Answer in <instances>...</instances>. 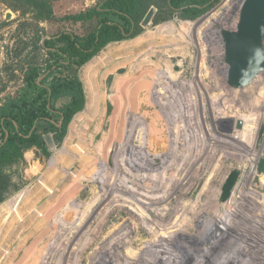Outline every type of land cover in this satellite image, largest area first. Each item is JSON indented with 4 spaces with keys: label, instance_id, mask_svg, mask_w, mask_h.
Returning <instances> with one entry per match:
<instances>
[{
    "label": "rangeland",
    "instance_id": "obj_1",
    "mask_svg": "<svg viewBox=\"0 0 264 264\" xmlns=\"http://www.w3.org/2000/svg\"><path fill=\"white\" fill-rule=\"evenodd\" d=\"M50 1L61 17L99 0ZM235 2L211 0L193 18L151 6L136 36L106 44L75 72L85 102L62 141L56 143L55 132L41 122L48 153L33 147L1 168L9 180L0 183V264H207L209 247L217 252L225 237L244 245L235 217L225 230L230 214L224 212L235 210L238 201L232 197L221 205L218 190L239 164L237 181L243 184L248 176L251 182L256 167L254 178L263 182L264 148L252 174L233 155L237 143L229 140L241 129L239 114L249 115L252 104L245 97L252 92L242 96L243 87L227 85L223 44L211 30L234 28ZM96 21L40 20L0 2V104L19 94L31 68L43 65V37L62 30L84 35ZM175 92L178 98L163 107ZM162 108L168 114L163 128ZM262 144L264 120L256 136L260 153ZM166 170L173 176L161 178L160 185L145 181L148 172ZM139 182L140 190L163 188L152 196L162 203L150 207L141 196L129 195V185L139 188ZM13 198L19 200L16 211L8 208ZM63 208L69 210L66 220L57 216ZM245 213L255 219L254 211ZM221 214L210 240L197 242L193 236ZM61 222L71 230L60 228Z\"/></svg>",
    "mask_w": 264,
    "mask_h": 264
},
{
    "label": "trees",
    "instance_id": "obj_2",
    "mask_svg": "<svg viewBox=\"0 0 264 264\" xmlns=\"http://www.w3.org/2000/svg\"><path fill=\"white\" fill-rule=\"evenodd\" d=\"M0 2L12 11L32 13L40 20H97L94 29L84 35L62 30L43 37V65L31 68L19 94L0 104V183L9 180L1 168L19 162L25 151L37 147L48 153L38 131L41 122L55 132L56 143L62 141L73 115L85 102L82 83L75 72L102 47L136 36L151 6L193 18L211 4V0H99L89 9L57 17L50 0ZM66 95L70 97L68 103L57 106V101Z\"/></svg>",
    "mask_w": 264,
    "mask_h": 264
},
{
    "label": "bare ground",
    "instance_id": "obj_3",
    "mask_svg": "<svg viewBox=\"0 0 264 264\" xmlns=\"http://www.w3.org/2000/svg\"><path fill=\"white\" fill-rule=\"evenodd\" d=\"M234 1V0H233ZM224 19H225V17H224ZM226 22V21H225ZM224 24V23H223ZM224 26V25H223ZM221 28H223V27H221ZM224 29H226V28H224ZM211 30H212V32H213V36H216V38L219 40V42L221 41V38H220V32H219V30L220 29H216V28H211ZM214 41L216 42V40L214 39ZM219 46V45H218ZM220 50V49H219ZM222 52H223V47H222ZM190 85V84H189ZM245 88V89H244ZM239 91V94H241L242 96H244V94L246 93V92H252V94H251V97H249V96H247V97H245L246 99H250V101H251V104H252V107H251V110H250V112H249V115H247V114H244V113H240L239 114V117H238V120H240L241 122H242V124H241V129L240 130H238V131H234V134H233V136H231V139L229 140V142L230 141H232V142H236L237 143V146H236V148L234 149L233 148V155H234V157H237L239 160L241 159V161H243V162H245V165L247 166V167H250L251 168V174L253 173V170H254V167H255V162H256V160H257V158H258V156H259V154H260V152L257 150V147H256V136H257V133H258V131H259V128H260V125H261V123H262V121L264 120V70L262 71V72H260L259 74H257L252 80H251V82L250 83H248V85H245V86H243V88L242 89H240V90H238ZM246 96V95H245ZM178 98V96H177V94H176V92L171 96V99H166L165 100V102L163 103V107H165L166 106V104L169 102V101H171L172 99H174V98ZM188 100V99H187ZM190 101V100H189ZM249 101V100H248ZM249 101V102H250ZM168 115V114H167ZM167 115L164 113V108H162L161 109V111L158 113V120L160 121V123H162L161 125H162V128L164 127V125L166 124V118H167ZM167 125V124H166ZM168 126V125H167ZM160 128V127H159ZM161 128V129H162ZM166 130V129H165ZM160 133V132H159ZM162 133V132H161ZM201 145V144H200ZM226 145V144H225ZM193 160V159H192ZM241 167H242V165L241 164H239V166H238V168L236 167V168H234V169H232V170H235V171H237V173H238V175L241 173ZM232 170H230V172L232 171ZM230 172H228L227 174H226V176H225V178H224V180L226 179V177H227V175H229V173ZM255 174H256V168H255ZM255 174H254V176H255ZM156 175L158 176V178H156ZM185 175V174H184ZM173 175H170V174H168V170H166V171H164L161 175H159V174H155V173H152V172H148L147 173V175H145V181H148L149 183L150 182H157L158 183V185H160V179L161 178H165L166 180H169V179H171V177H172ZM178 178V177H177ZM125 181H126V178H125V176H124V178H123ZM238 179V178H237ZM166 180H165V182H166ZM177 180V179H176ZM124 182V181H123ZM157 183H155L154 185H156ZM170 183V182H169ZM170 184H172V183H170ZM235 184H237L238 185V181L236 180V182H235ZM140 187L138 188V187H134L133 185H129V189H128V194L129 195H137V196H141V198L143 199V200H145L146 202H147V204H149L150 205V207H151V205L153 206L154 204H157L156 203V201L158 200H154V199H152V198H154V197H152V196H154L155 194H157V193H154V190L151 192V189L149 190V189H146V187L144 188L145 190H148V191H144V190H140V188L141 189H143V184H141L140 182H139V184H138ZM236 185V186H237ZM167 186V185H166ZM150 187V186H149ZM128 188V187H127ZM154 188V187H153ZM239 188H240V186H239ZM238 190V189H237ZM156 191V190H155ZM161 191H163V188L159 191V193L158 194H161L160 192ZM108 192H111L110 190L108 191ZM218 192H219V194H218V199L219 200H221L220 199V195H221V190L219 189L218 190ZM112 193V192H111ZM237 191L236 192H234L233 194L234 195H232L233 196V198H235L236 199V196H237ZM165 194V193H164ZM253 194H255V195H257V193L255 192V193H253ZM166 195V194H165ZM251 196H253L252 194H251ZM156 197L158 198V196H155V199H156ZM161 198H162V195H161ZM160 197H159V199H161ZM231 199L232 197H228L227 199ZM246 198H248L247 196H246ZM165 199V198H164ZM227 199H225V200H223L222 202H221V205H224L225 204V202H226V200ZM263 199H264V197H263ZM119 200H121L122 201V203L124 202L125 203V201H124V199H119ZM151 200H153V201H151ZM12 201V202H11ZM11 203H9V206H8V208H9V210L10 211H16L17 209V204H18V202H19V200H17V199H15V198H13V199H11ZM159 201V200H158ZM160 202H161V200L159 201V204H160ZM164 202V201H163ZM162 203V202H161ZM93 204V203H92ZM121 204V203H120ZM130 206H131V204H129ZM148 205V206H149ZM213 205V204H212ZM239 205H236V210H237V207H238ZM155 207V206H154ZM154 207H152L153 209H155ZM158 207V206H157ZM246 206H244L243 208H245ZM130 208H132V207H130ZM157 210V209H156ZM215 210H217V208H215ZM61 212H64V214L62 215V216H60V213ZM61 212H59L58 213V219H62V220H66L65 219V217H66V213H68L69 212V210L68 209H62V211ZM133 212V211H132ZM135 212V211H134ZM231 214H230V217H229V219H228V223L226 224L225 223V230H227V228L233 223V221H234V213L233 212H230ZM136 214V213H135ZM207 213H205V216H204V220L202 221V224L200 223V226L201 227H204V226H206V222H205V218H207L208 217V214L206 215ZM138 215V214H137ZM221 216H222V214L221 215H219L217 218H216V220H213V224L212 223H210L208 226H207V228L205 229V230H201L200 231V235H197V236H193L194 237V239L197 241V242H203V241H209L210 240V238H211V235L213 234V232H215V228H216V226H218V223L220 222V220H221ZM198 220V219H197ZM211 220H212V218H211ZM205 224V225H204ZM210 225H212V227L210 228L209 226ZM213 226H215V227H213ZM59 227L60 228H62L64 231L66 230V231H70L71 229H69L70 228V223H64V222H61L60 224H59ZM62 230V231H63ZM198 231V230H197ZM227 232V231H226ZM197 237V238H196ZM242 246H245V245H242ZM218 251L219 252H221V250H220V246H218ZM213 251H215V249L213 250ZM237 258V257H236ZM114 263H115V261H114Z\"/></svg>",
    "mask_w": 264,
    "mask_h": 264
},
{
    "label": "water",
    "instance_id": "obj_4",
    "mask_svg": "<svg viewBox=\"0 0 264 264\" xmlns=\"http://www.w3.org/2000/svg\"><path fill=\"white\" fill-rule=\"evenodd\" d=\"M219 29L227 64L226 83L233 88L243 87L264 70V0H242L234 28ZM241 124L238 120L237 127ZM237 177L235 170L227 175L221 200L230 196Z\"/></svg>",
    "mask_w": 264,
    "mask_h": 264
},
{
    "label": "built area",
    "instance_id": "obj_5",
    "mask_svg": "<svg viewBox=\"0 0 264 264\" xmlns=\"http://www.w3.org/2000/svg\"><path fill=\"white\" fill-rule=\"evenodd\" d=\"M241 2L242 0H236L235 2V4L237 5V14ZM236 21L237 20L234 21L233 26H235ZM263 148L264 144L259 147V149H261V153L259 158L257 159V162L262 155ZM254 177L252 178L251 182H249L248 176H246V180L245 182H243V184H241L242 182L240 183V181L238 180V185H234L230 194V197H233V193L238 189L236 197L237 200L235 198H233V200L238 201L236 205H241V213L236 210V208L235 210H227L224 212L225 217L231 214L230 212L234 213L233 217H235V220L240 223V227L244 232V237H242L241 241L245 246L237 245L234 241H231L228 237H225L224 240L218 244L221 248V252L213 251L215 248L211 249L209 247L211 252L206 255L207 257L204 256L207 259V264H264V194L262 193L264 181L260 182V179L258 180ZM249 191H253V193L256 192L257 195L249 193ZM250 194H252L253 196H251ZM246 196H248L249 198H245ZM244 205L246 207L243 209ZM244 211H254V213H256L255 219L247 217V214ZM224 216L221 219H223ZM248 221H250L249 225L246 226L245 223ZM252 225L253 229L250 230ZM224 252L227 254H224ZM231 252H233V256H231Z\"/></svg>",
    "mask_w": 264,
    "mask_h": 264
}]
</instances>
